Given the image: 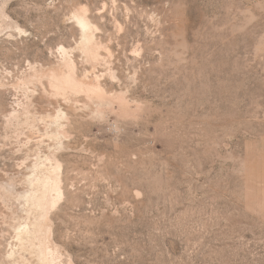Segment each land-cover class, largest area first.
<instances>
[{
    "label": "rangeland",
    "instance_id": "obj_1",
    "mask_svg": "<svg viewBox=\"0 0 264 264\" xmlns=\"http://www.w3.org/2000/svg\"><path fill=\"white\" fill-rule=\"evenodd\" d=\"M35 176L55 264H264V0H0V264Z\"/></svg>",
    "mask_w": 264,
    "mask_h": 264
},
{
    "label": "bare ground",
    "instance_id": "obj_2",
    "mask_svg": "<svg viewBox=\"0 0 264 264\" xmlns=\"http://www.w3.org/2000/svg\"><path fill=\"white\" fill-rule=\"evenodd\" d=\"M76 20L78 24L81 26L83 31V42H82L83 48L91 57H94L95 56L94 50L96 46H93V35H92L93 33H91L93 24L88 17L87 9H83L81 12H79L76 15ZM59 72H54L51 78L53 80L52 81L53 85L57 91L63 92L66 88H72L74 90L82 88V83L77 79V77L74 74L67 73L68 75L61 76ZM89 91L90 93L99 96H102L104 93L101 89H97V88H89ZM120 100L124 104L127 103L125 98H123V95L120 98ZM64 117L65 114L63 112H59V115L56 118L57 119L56 123H59L61 118ZM57 131H60L59 124ZM29 183L32 184L31 186H33V188L35 187L34 189L36 191L35 192L33 191L34 193L31 192L32 194L28 197L26 196L23 197L24 198L26 197L28 201L32 202L33 205L37 209H39V211L42 214V217L38 221V223L34 225L33 230H31V228L27 226L21 227L20 225L17 231V238L18 241L23 246H25L26 244H30V248L32 249V251H34L37 254L40 264H55L54 258L51 257L53 253L50 250V247L47 242V238L51 232V228L46 225L47 223H45L44 219L47 216L46 213H48L50 209L53 208L54 206L55 199L53 197V193L54 192H58L59 194L61 193V189H60L61 181L59 180L56 182L51 177L43 179L38 176H35L34 178H31ZM14 255L15 252L13 251L9 256L12 258Z\"/></svg>",
    "mask_w": 264,
    "mask_h": 264
}]
</instances>
